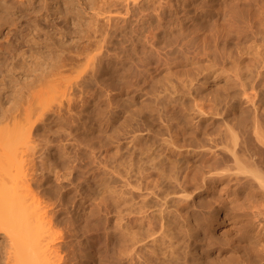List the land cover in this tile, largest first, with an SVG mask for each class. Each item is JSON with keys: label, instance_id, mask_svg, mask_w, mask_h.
Returning a JSON list of instances; mask_svg holds the SVG:
<instances>
[{"label": "rangeland", "instance_id": "rangeland-1", "mask_svg": "<svg viewBox=\"0 0 264 264\" xmlns=\"http://www.w3.org/2000/svg\"><path fill=\"white\" fill-rule=\"evenodd\" d=\"M107 1H111V10L124 12L114 0ZM135 1L150 10L164 4L166 12L183 4L193 11L211 13L222 7L227 17L209 23L204 33L175 23L161 27V31L149 26L150 30L144 32L150 40L146 43L138 40L137 26L132 30L119 27L104 45L100 42L96 47L90 45L91 41L105 29L104 20L93 15L97 0H60L57 10L35 3L7 17L8 25L0 30V169L11 170L12 165V170L23 173L20 183L5 186L0 192L22 189L26 194L23 206L42 214L35 233L47 230L51 234L54 264H264V256L245 252L250 236L242 232L235 209L245 196L228 204L230 210L236 206L231 211L225 208V221L222 219L218 228L214 227L216 214L208 207L204 209L207 198L200 201L204 203L200 207L204 212L199 208L204 216L197 212V205L194 213L185 207L186 198L188 202L195 192L185 175L194 173L199 163L182 153L193 145L201 147L204 142L205 147L208 143L204 128L209 130L213 120L210 96L220 93L221 97L225 92L223 82L241 62L252 66L247 68L252 77L247 69L242 72L248 86L251 82L255 91L264 88V0ZM159 6L152 12H159ZM129 19L133 22L135 17ZM151 41L153 49L158 47L160 62H155L154 50L153 54L149 52ZM187 45L195 46V50L185 53L186 57L169 55L172 48ZM112 51L115 55L109 62L106 59ZM93 55H97V79L92 78L89 58ZM256 63L258 69L253 68ZM232 64L238 65L233 69ZM221 103L217 107L220 111L224 106ZM244 103L237 102L236 110L249 112V104ZM221 116H217V122ZM175 144L182 148L177 146L175 150ZM16 147L20 149L17 156L21 153L22 157L19 160L12 154ZM183 158H190L194 170ZM173 179L179 182L181 192L170 187ZM170 190L182 194L177 193L181 198L175 205L165 199L173 194ZM219 213L222 215V211ZM20 225V217L15 216L12 227ZM3 230L0 264H11L10 252L20 244L13 243ZM256 258L261 261H253Z\"/></svg>", "mask_w": 264, "mask_h": 264}, {"label": "bare ground", "instance_id": "bare-ground-1", "mask_svg": "<svg viewBox=\"0 0 264 264\" xmlns=\"http://www.w3.org/2000/svg\"><path fill=\"white\" fill-rule=\"evenodd\" d=\"M140 1V0H139ZM144 1V0H143ZM155 1V0H154ZM160 1V0H159ZM158 1V2H159ZM60 2V0H0V30H2V28L6 27L8 24V19L7 17L10 14L15 13L16 11H19V9L23 8L26 5H30V4H40L42 7L44 8H55V10H57V4ZM70 2V1H69ZM115 4H119L122 9L124 10V14H121L122 12H120L119 10L115 9V10H111V6H110V2H108L107 0H97V4L93 7V15H97V20H99L98 18L100 17L102 20H104L105 22V29H103V31L99 34V36L97 37V35H94L93 40L91 41L92 46L96 47L97 43L102 42V44L104 42L107 41V38H111L113 37V33L115 31H117V28L119 29V27H130V30H132L135 26H137V28L139 29L138 33H137V37L138 40H142L144 41V43H146L149 38H147L148 36L145 34V31H149L150 27L149 26H153L154 29L156 30H160L161 31V27L163 28L164 26L169 27V25L175 23L178 25H184L186 27H188L189 29L192 27H196L198 30L203 31L202 33H204L208 28V26H210L209 23L215 24L217 23V21L220 19H223L224 16L226 19L227 15H225V11L222 9H217L214 10L213 13H211V11H193L190 10L188 8V6L186 4H183L179 7L168 9L167 12L166 8H164V4L162 5H158L160 7L159 12L153 13L152 10H155L156 8H158V6L156 5V8L153 9H149L147 7H143L142 5H139L137 3V1L135 0H114ZM167 2V1H166ZM113 4V5H115ZM147 4V3H146ZM154 4V3H153ZM179 5V4H178ZM177 5V6H178ZM166 6V5H165ZM171 7V6H170ZM174 7V6H173ZM209 7V6H208ZM224 8V7H223ZM232 8V7H231ZM229 9V8H228ZM226 10V8H225ZM232 10V9H231ZM235 11V9H233ZM227 11V10H226ZM210 12V13H209ZM229 14V11H227ZM231 13V12H230ZM236 13V11H235ZM232 15V13L230 14ZM135 17L134 21L132 22L129 17ZM229 16V15H228ZM96 17V16H95ZM232 17V16H231ZM234 17V16H233ZM230 18V16L228 17ZM227 18V19H228ZM236 18V17H234ZM230 20V19H229ZM223 21V20H222ZM233 21V20H232ZM229 21V22H232ZM236 21V20H234ZM242 21V20H241ZM228 22V21H226ZM225 23V22H224ZM221 22L220 25L224 24ZM237 23V22H235ZM225 23L224 25L226 26ZM230 24V23H229ZM231 23L230 25L232 26ZM170 25V26H171ZM235 25V24H234ZM236 26V25H235ZM177 27V26H176ZM240 27V26H239ZM149 28V30H148ZM244 28V27H243ZM167 29V28H166ZM195 29V30H197ZM206 29V30H205ZM233 29V28H232ZM239 29V28H238ZM153 32H156V31ZM183 30V29H182ZM181 30V31H182ZM197 30V31H198ZM244 30V29H243ZM151 31V32H152ZM209 31V30H208ZM251 31V30H250ZM124 32V31H123ZM145 32V33H144ZM231 33V31H229ZM238 33V32H237ZM240 33V32H239ZM257 33V32H255ZM124 34V33H123ZM183 34V33H182ZM209 34V33H208ZM236 34V33H235ZM128 35V34H127ZM152 35V33H151ZM162 35V34H160ZM181 35V34H178ZM202 35V34H201ZM206 34H204L205 36ZM256 35V34H255ZM212 36V35H211ZM239 36V35H238ZM237 36V37H238ZM254 36V34H253ZM129 36H127L128 38ZM131 37V36H130ZM206 37V36H205ZM229 37V36H228ZM264 37V36H263ZM182 38V37H181ZM152 40V38H150ZM200 39V38H199ZM205 39V38H204ZM209 39V38H208ZM129 40V39H128ZM131 40V38H130ZM134 40V39H133ZM216 40V39H215ZM156 41V40H155ZM153 41V42H155ZM158 41V40H157ZM127 42V39H126ZM137 42V41H136ZM202 42V41H201ZM150 45V51L153 54V50H154V54L153 57H155V62L161 60L160 58V54L158 49V45L156 46V49H153L152 45V41L148 42ZM156 43V42H155ZM161 43V42H160ZM186 43H188L186 41ZM135 44V43H134ZM182 44V43H181ZM192 44V43H191ZM216 44V43H215ZM104 45V44H103ZM102 45V46H103ZM156 45V44H155ZM198 45V44H197ZM133 46V45H132ZM165 46V45H162ZM168 46V45H167ZM174 46V45H173ZM176 46V45H175ZM185 46V45H184ZM214 46V45H213ZM192 46H188L187 47H174L171 50H169V55H176L181 57V55L191 52V50H195V46L194 48H192ZM197 47V46H196ZM166 48V47H165ZM213 48V47H212ZM160 49V47H159ZM113 50V49H112ZM163 50V49H162ZM197 50V49H196ZM212 51V50H211ZM247 51V50H246ZM113 52V51H112ZM145 52V51H144ZM204 52V51H203ZM110 53L107 56V61H109V59L114 58V54ZM140 53V52H139ZM138 53V55H139ZM146 53V52H145ZM144 53V54H145ZM193 53V52H191ZM113 54V55H112ZM117 54V53H116ZM149 54V53H148ZM186 54V55H188ZM208 54V53H207ZM107 55V54H106ZM119 55V54H118ZM126 55V54H125ZM151 55V54H150ZM164 55V53L162 54ZM167 55V54H166ZM182 55V56H183ZM85 56H87V54H85ZM102 56V55H101ZM185 56V55H184ZM183 56V57H184ZM189 56V55H188ZM263 56V55H262ZM111 57V58H110ZM123 57V56H122ZM169 57V56H168ZM173 57V56H172ZM186 57V56H185ZM215 57V55H214ZM106 58V57H105ZM140 58V57H139ZM164 58V57H163ZM212 58V57H211ZM221 58V57H220ZM133 59V58H131ZM166 59V58H165ZM173 59V58H172ZM176 59V58H175ZM181 59V58H180ZM217 59V58H216ZM254 59V58H253ZM264 59V58H263ZM90 60V66L92 67V78H96L97 76V55H93L92 57L89 58ZM104 60V59H103ZM105 60V61H106ZM151 60V59H150ZM163 60V59H162ZM182 60V59H181ZM244 60V59H243ZM257 60V58H256ZM106 61V62H107ZM133 61V60H132ZM193 61V60H192ZM245 61V60H244ZM254 61V60H253ZM110 62V61H109ZM107 62V63H109ZM154 62V63H155ZM174 62V61H171ZM255 62V61H254ZM264 62V61H262ZM106 63V64H107ZM151 63V62H150ZM192 63V62H191ZM237 63V62H236ZM240 63V62H239ZM244 62H241L239 65L238 64H234V65H238L236 67V70L234 69L235 66L233 67L235 71L234 74L231 77H226L223 88L225 90V92L221 95V97L218 95H213L214 93L212 91L213 96L212 97V103H213V110H212V115H210L211 111L209 112V115L212 116L211 118H213L212 122L210 123V128L208 130L204 128V130L208 131L207 134L204 133L205 136L208 135V139L206 141V146L204 147L202 143L201 144L199 142H194V144L197 146V144L199 143L200 145H202L201 147L198 146L197 148L194 147V145L192 146V148L187 149L185 152L182 151V153L185 154V156L187 155H191L194 160L198 161L199 164H196V169L194 171V173H190L187 172L185 177L188 178L185 179L186 182H189L190 184H192L193 189L195 190V192L193 193V196L191 198V200H188L187 202V198L185 201V207H187L188 211H190V213H194L196 210L195 208L196 205L199 206L198 209V213H202V211L204 212V210L202 209L204 207V203L200 202L202 199L204 200V198H207V203L204 207V209L206 207L209 208L210 212L212 211L213 213L216 214V218L215 220V225L214 227H217L220 225L224 217L225 214V209L228 204H230V202H232V200H237L238 197L240 196H245L243 197L244 199L241 200V202L236 206L237 208H235V206L233 205V207L238 210L236 213L237 216H239L240 218V225L241 228L244 229V231L242 230V232H245V235L247 233L248 236H250L249 238V245L248 247L246 245V247H243L248 249L245 251H248V255H253L256 254L257 256L260 255L259 257L261 258V256H264V88L258 91H255L257 89L254 90V88L256 87L254 85V87L252 86V83L250 82L249 86L248 84L245 82V74L243 75L242 72L244 69H250L249 67H252L251 65L248 67V65H242ZM261 63V62H259ZM131 64V63H130ZM152 64V63H151ZM264 64V63H263ZM93 65V66H92ZM108 65V64H107ZM148 65V63H147ZM150 65V64H149ZM211 65V64H210ZM227 65V64H226ZM253 65V64H252ZM257 65L254 64L253 68ZM260 66V64H258ZM116 66V65H115ZM139 67V66H138ZM145 67V66H144ZM148 67V66H147ZM258 66H256L257 68ZM261 67H264L263 65H261ZM261 67L259 68V71L261 69ZM100 68V67H98ZM102 69H105V66H101ZM109 68V65L108 67ZM128 68V67H127ZM143 68V67H142ZM197 68V67H196ZM101 69V70H102ZM110 69V68H109ZM120 69V68H119ZM247 69V70H248ZM255 69V68H254ZM258 69V68H257ZM256 69V70H257ZM130 70V69H129ZM223 70V69H222ZM246 70V71H247ZM132 71V70H131ZM249 71V70H248ZM251 71V70H250ZM248 72V75L251 76V72ZM255 70H253L254 72ZM258 71V72H259ZM90 72H91V68H90ZM147 72V71H146ZM168 72V71H167ZM214 72H216L214 70ZM134 73V72H133ZM132 73V74H133ZM136 73V72H135ZM244 73L245 70H244ZM250 73V74H249ZM264 73V72H263ZM170 74V73H169ZM260 74V73H259ZM258 76H261V74ZM168 75V74H167ZM218 75V74H217ZM247 75V76H248ZM253 75V74H252ZM255 75V74H254ZM136 76V74H135ZM134 76V78H135ZM138 76V75H137ZM263 76V75H262ZM261 76V77H262ZM168 77V76H167ZM213 77V76H212ZM252 77V76H251ZM93 78V79H94ZM215 78V77H214ZM213 78V79H214ZM248 78V77H247ZM246 78V80H247ZM259 78V77H258ZM97 79V78H96ZM192 79V78H191ZM190 79V80H191ZM212 79V80H213ZM255 79V78H254ZM249 80V78H248ZM251 80V79H250ZM97 81V80H94ZM125 81V79H124ZM185 81V80H184ZM252 81V80H251ZM137 82V81H136ZM191 82V81H190ZM221 83V82H220ZM249 83V81H248ZM219 84V83H218ZM182 85V84H180ZM123 86V85H122ZM218 86V85H217ZM237 88H236V87ZM240 87V90L239 88ZM211 88V87H210ZM248 88V89H247ZM250 88V89H249ZM125 89V88H124ZM167 89V88H165ZM236 89V91L234 90ZM237 89L239 91H237ZM215 90V89H214ZM218 90V89H217ZM250 90H253V92H250ZM164 91V90H163ZM122 92V91H121ZM160 92V91H159ZM168 91H166L167 93ZM158 93V92H157ZM153 94V93H152ZM161 95V94H160ZM128 96V95H127ZM208 96V95H207ZM151 97V96H150ZM169 97V96H168ZM157 98V97H156ZM160 98V97H159ZM193 98V97H192ZM128 99V98H127ZM173 99V98H172ZM207 99V98H206ZM211 99V98H210ZM209 99V100H210ZM126 100V99H125ZM158 100V99H157ZM170 100V99H169ZM193 100V99H192ZM208 100V99H207ZM239 101H243L245 103H248L249 105L248 107V111H246L245 113L243 112L245 109L242 110H236L238 108H236L237 106V102ZM129 102V101H128ZM197 102V101H196ZM199 102V101H198ZM224 103L223 106V110L218 107V103ZM244 103V104H245ZM122 104V103H121ZM127 104V103H126ZM125 104V105H126ZM129 104V103H128ZM217 104V105H216ZM222 104V103H221ZM150 105V104H149ZM167 105V104H166ZM165 105V106H166ZM200 105V103H199ZM209 106V105H208ZM212 106V105H211ZM149 107V106H148ZM153 107V106H152ZM201 107V106H200ZM246 107V105H245ZM149 109V108H148ZM175 109V108H174ZM206 109V108H205ZM209 109V108H208ZM206 109V110H208ZM152 110V109H151ZM173 110V109H172ZM182 110V109H181ZM231 111L230 114H228ZM208 112V111H207ZM248 112V114H246ZM161 113H163L161 111ZM225 115H224V114ZM147 114V113H146ZM166 114V113H165ZM171 114V113H170ZM185 114V113H184ZM224 115V116H221ZM208 115V116H209ZM219 119H221V121L217 122V116L220 117ZM172 116V115H170ZM173 117V116H172ZM197 117V116H196ZM159 118V117H158ZM164 118V117H163ZM184 118V117H182ZM170 119V118H169ZM179 120V119H178ZM211 120V119H210ZM175 122V121H174ZM184 122V121H183ZM192 122V121H191ZM160 123V120H159ZM185 123V122H184ZM187 123V122H186ZM148 124V123H147ZM179 124V123H178ZM182 124V122H181ZM176 125V124H175ZM197 125V124H196ZM203 126V125H202ZM150 127V126H149ZM146 128V127H144ZM177 128V127H176ZM148 129V128H147ZM152 130V129H151ZM187 130V129H186ZM203 130V129H202ZM203 130V131H204ZM150 131V130H149ZM180 131V130H179ZM154 132V131H153ZM173 133V132H172ZM180 133V132H179ZM194 133V132H193ZM197 133V132H196ZM155 134V133H154ZM157 134V133H156ZM199 134V133H198ZM134 135V134H132ZM131 135V136H132ZM156 136V135H154ZM178 136V135H177ZM180 136V135H179ZM200 136V135H199ZM153 137V136H152ZM162 137V136H160ZM165 137V136H164ZM159 138V137H158ZM174 138V137H173ZM197 138V136H196ZM199 138V137H198ZM135 139V138H134ZM153 139V138H152ZM201 139V138H200ZM199 139V140H200ZM196 141H198L197 139H195ZM194 140V141H195ZM203 140V139H201ZM206 140V139H205ZM153 141V140H152ZM161 142V141H160ZM163 142V141H162ZM167 142V141H166ZM164 143V142H163ZM179 143V142H178ZM182 143V140H181ZM135 145V144H134ZM165 145V144H164ZM167 145H169L167 143ZM171 146V144H170ZM179 146V149L182 148L180 146L182 145H178L175 144L173 147ZM136 147V145H135ZM139 147V146H138ZM145 147V146H144ZM173 147H171L172 149H174ZM164 148V147H163ZM178 148V147H177ZM135 149V148H134ZM142 149V148H141ZM146 149V148H145ZM177 149V150H179ZM20 149H17V147L13 150L12 154L13 156H17L18 152ZM140 150V149H138ZM170 150V148H169ZM168 150V151H169ZM1 151V150H0ZM156 151V150H155ZM10 152V153H11ZM21 152V151H20ZM140 152V151H139ZM158 152V150H157ZM170 152V151H169ZM180 152V151H179ZM178 151L176 152V154L179 153ZM1 153V152H0ZM9 153L8 156H10L11 154ZM135 153V152H133ZM160 153V152H159ZM175 153V152H174ZM21 153H19V156ZM23 154V153H22ZM150 154V153H149ZM162 154V153H160ZM181 154V153H180ZM178 154V155H180ZM135 155V154H134ZM17 156V160L20 159V157ZM162 156V155H161ZM181 157V155H180ZM191 157V158H192ZM22 158V157H21ZM146 158V157H145ZM144 158V159H145ZM159 158V157H158ZM164 158V157H163ZM187 158V157H185ZM192 158V159H193ZM151 159V158H150ZM178 159V158H177ZM180 159V158H179ZM184 159V158H183ZM27 160V159H26ZM149 160V159H148ZM185 160V159H184ZM187 160V159H186ZM185 160V162H186ZM23 161V160H22ZM142 161V160H141ZM144 161V160H143ZM161 161V160H160ZM178 161V160H177ZM180 161V160H179ZM178 161V162H179ZM190 161V158H189ZM187 160V163H189L188 167H193L191 169L194 170V164L193 166L190 162ZM192 161V160H191ZM21 161L17 162L19 163L20 166V170L22 169L21 167H23V163H20ZM28 162V161H27ZM133 162V161H132ZM181 162V161H180ZM186 163V164H187ZM196 163V162H194ZM142 164V163H141ZM145 164V163H143ZM26 165V164H25ZM132 165V164H131ZM167 165V164H166ZM12 166V165H11ZM10 166L11 170H7L6 168H4V170L0 169V189L5 187V186H9L11 184H13V186L17 185L18 183H20L21 179H22V173L20 174L18 169L15 168L14 170H12V167ZM138 166V165H137ZM162 166V165H161ZM176 165L174 164L173 167H175ZM168 167V166H167ZM177 167V166H176ZM137 168V167H136ZM138 169V168H137ZM190 169V172H191ZM143 170V168H142ZM192 170V172H193ZM23 171V170H21ZM172 171V170H171ZM169 172V171H168ZM147 173V172H146ZM145 173V174H146ZM149 173V172H148ZM162 173V172H161ZM165 173V172H163ZM182 173V172H181ZM171 174V173H170ZM24 175V174H23ZM168 175V174H167ZM152 176V175H151ZM173 176V175H172ZM175 176V175H174ZM173 176V177H174ZM182 176V175H181ZM143 177V176H142ZM150 177V176H149ZM157 177V176H156ZM162 178V177H161ZM169 178V177H168ZM176 178V177H175ZM145 179V178H144ZM156 179V178H155ZM182 179V178H181ZM189 179V180H188ZM153 182V181H152ZM171 182V181H169ZM172 186L171 183H169L168 186H170L172 189H175L177 187V189L180 188L177 185V180L172 181ZM184 182V181H183ZM184 185V184H183ZM12 186V185H11ZM12 186V187H13ZM173 186L175 188H173ZM146 188V187H145ZM16 189L13 188L12 192H8V193H1L0 192V229L2 228V230H5V234H8V237H10V240H13L15 243L17 241V243H19L20 245L17 247H14L10 252L12 254V256H10L13 260L11 261L13 264H54V260H55V253L53 250V244H52V238H50L51 234L44 231L43 232L40 230H38V232L40 233H35V231L37 232V229L39 228V224L37 222L41 221L42 222V214H39L40 212H38L37 210L35 211H28V209L26 207L23 206L24 201H25V196L26 194H24V191L21 192L18 190H14ZM159 189H161L159 187ZM164 189V188H163ZM168 189V188H166ZM176 189V190H177ZM185 189V187H184ZM176 190H170L171 192L169 193H173L170 196V199H168L167 197L165 198L167 201L171 200L173 202V204L176 201H179L178 198L180 195V193H178ZM165 191V189L163 190V192ZM188 191V189H187ZM162 192V193H163ZM189 192V191H188ZM168 193V192H167ZM177 193L179 194V196L177 195ZM162 195V194H161ZM166 195V194H165ZM177 195V196H174ZM164 196V195H163ZM202 196V198H201ZM162 197V196H160ZM165 197V196H164ZM163 197V198H164ZM182 197V196H181ZM180 197V198H181ZM188 197V196H187ZM158 198V197H157ZM179 198V199H180ZM189 198V197H188ZM161 199V198H159ZM190 199V198H189ZM149 200V199H148ZM165 200V201H166ZM182 200V199H181ZM180 200V201H181ZM202 200V201H203ZM164 201V203H165ZM166 201V202H167ZM145 202V201H144ZM171 203V202H169ZM198 203V204H197ZM201 203V205H200ZM203 203V205H202ZM160 205V204H159ZM175 205V204H174ZM177 205V204H176ZM232 205H229L232 206ZM201 206H203L202 208H200ZM143 207V206H142ZM162 207V206H160ZM169 207V205H168ZM233 207L231 208V210H233ZM167 208V207H166ZM165 208V209H166ZM172 208V207H170ZM202 209V211L199 210ZM228 208V207H227ZM176 209V208H175ZM174 209V210H175ZM230 210V208H228ZM208 210V211H209ZM228 210V211H229ZM230 210V211H231ZM164 211V209H163ZM206 211V209H205ZM219 211H222V215H220ZM229 211V212H230ZM235 211V210H234ZM233 211V212H234ZM145 212V210H144ZM167 212V209H166ZM176 212V211H175ZM232 212V213H233ZM165 213V212H164ZM169 213V211H168ZM187 213V212H186ZM174 214V213H173ZM176 214V213H175ZM182 214V213H181ZM188 214V213H187ZM203 214V213H202ZM205 214V213H204ZM203 214V216H204ZM210 215V217L212 216L210 213H208ZM234 214V213H233ZM157 215V214H156ZM169 215V214H168ZM183 215V214H182ZM209 215L207 217H209ZM15 216H19L20 220H21V225L19 228L17 227H12V223L14 221V217ZM147 216V215H146ZM166 216V214H165ZM179 216V215H178ZM177 216V217H178ZM159 217V216H158ZM201 217V216H200ZM205 217V218H207ZM231 217V216H230ZM141 218V217H140ZM149 218V217H148ZM182 218V217H181ZM232 218V217H231ZM174 219V218H173ZM177 220V219H176ZM206 220V219H205ZM225 221V219H223ZM36 222L37 224V228L34 227L35 225L32 226L33 222ZM150 221V219L148 220ZM173 221V220H172ZM171 221V222H172ZM237 221V220H236ZM170 222V221H169ZM177 223V222H176ZM236 223V222H235ZM159 224V223H158ZM172 224V223H171ZM188 224V223H187ZM186 224V225H187ZM201 224V222H200ZM151 225V224H150ZM153 225V224H152ZM156 225V224H155ZM160 225V224H159ZM167 225V224H166ZM183 225V224H182ZM192 225V223H191ZM239 225V226H240ZM236 226V225H235ZM234 226V227H235ZM160 227V226H159ZM165 227V226H164ZM163 227V228H164ZM167 227V226H166ZM169 227V225H168ZM181 227V225H180ZM179 227V228H180ZM199 227V225H198ZM195 227V228H198ZM204 227V226H203ZM144 228V226H143ZM161 228V227H160ZM159 228V229H160ZM171 228V227H170ZM174 228V225H173ZM182 228V227H181ZM205 228V227H204ZM237 228L239 229V227L237 226ZM158 229V230H159ZM3 230V231H4ZM154 230V229H153ZM156 230V229H155ZM154 230V231H155ZM156 230V231H158ZM172 230V229H171ZM192 230V229H191ZM197 230V229H196ZM173 231V230H172ZM176 231V230H175ZM204 231V229L202 230ZM241 231V230H240ZM153 232V231H152ZM174 232V231H173ZM188 232V231H187ZM186 232V233H187ZM190 232V231H189ZM188 232V233H189ZM197 232V231H196ZM241 232V233H242ZM172 233V232H171ZM175 233V232H174ZM173 233V234H174ZM191 233V232H190ZM205 233V231H204ZM224 233V232H223ZM240 233V235H241ZM176 234V233H175ZM194 234V233H193ZM192 234V235H193ZM231 234V233H230ZM215 235V234H214ZM232 235V234H231ZM160 236V235H159ZM191 237V235H189ZM200 234L198 235L197 238H199ZM233 236V235H232ZM231 236V237H232ZM194 238V236H192ZM191 237V239H192ZM196 237V236H195ZM208 237V236H207ZM230 237V236H229ZM241 237V236H240ZM163 238V237H162ZM172 238V237H171ZM242 238V237H241ZM173 239V238H172ZM171 239V240H172ZM196 239V238H195ZM194 239V240H195ZM221 239V238H220ZM156 240V239H155ZM161 240V239H160ZM193 240V239H192ZM229 240V239H228ZM231 240V239H230ZM167 241V240H166ZM174 241V240H173ZM197 241V240H196ZM202 241V240H201ZM224 241V240H223ZM239 241V240H238ZM158 242V241H157ZM176 242V240H175ZM195 242V241H194ZM244 242V241H243ZM162 243V242H161ZM178 243V242H177ZM242 243V242H241ZM183 244V243H182ZM205 244V243H204ZM209 244V243H208ZM239 244V243H238ZM157 245V244H156ZM211 245V244H210ZM219 245V244H218ZM240 245V244H239ZM243 245V243H242ZM236 246V245H235ZM161 247V246H160ZM168 247V244H167ZM171 247V246H169ZM173 247V246H172ZM178 247V246H177ZM181 247V246H180ZM179 247V248H180ZM224 247V246H223ZM159 248V247H158ZM166 248H163V250ZM183 248V247H182ZM232 248V247H231ZM169 249V248H168ZM167 249V250H168ZM172 249V248H170ZM161 250V249H160ZM174 250V249H173ZM218 250V249H217ZM187 251V250H186ZM241 251V250H240ZM182 252V251H181ZM250 252V254H249ZM240 253V252H239ZM193 254V253H192ZM227 254V253H226ZM230 254V253H229ZM169 255V253H168ZM235 255V254H234ZM255 255V256H256ZM147 256V255H146ZM158 256V255H157ZM161 256V255H160ZM167 256V255H166ZM187 256V255H186ZM163 257V256H162ZM253 257V256H251ZM250 257V258H251ZM161 258V257H160ZM164 258V257H163ZM167 258V257H166ZM174 258V257H173ZM201 258V257H200ZM241 258V257H240ZM264 258V257H263ZM184 259V258H182ZM248 259V258H247ZM258 259V258H256ZM253 260V261H258L259 260ZM155 260V259H154ZM170 260V259H169ZM157 261V260H156ZM155 261V263H156ZM172 261V260H171ZM189 261V260H188ZM218 261V260H217ZM240 261V260H239ZM261 261V260H260ZM10 262V263H11ZM147 262V261H146ZM162 262V261H161ZM169 262V261H168ZM192 262V261H190ZM263 262V261H262ZM11 263V264H12ZM163 263V262H162ZM188 263V262H187ZM161 264V263H160ZM184 264V263H183ZM227 264V263H225ZM237 264H243V263H237ZM248 264V263H247ZM262 264V263H261Z\"/></svg>", "mask_w": 264, "mask_h": 264}]
</instances>
